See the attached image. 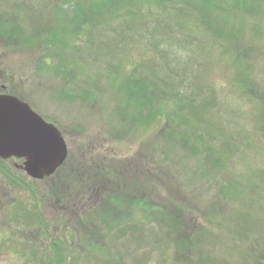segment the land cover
<instances>
[{"label":"rangeland","instance_id":"1","mask_svg":"<svg viewBox=\"0 0 264 264\" xmlns=\"http://www.w3.org/2000/svg\"><path fill=\"white\" fill-rule=\"evenodd\" d=\"M95 1L0 0V83L57 124L59 174L92 185L74 184L83 206L43 224L65 234L64 264H264V0ZM129 1L147 17H124ZM130 77L158 115L139 114ZM137 194L146 206H131ZM45 233L34 249L0 241V264H44Z\"/></svg>","mask_w":264,"mask_h":264},{"label":"flooded vegetation","instance_id":"2","mask_svg":"<svg viewBox=\"0 0 264 264\" xmlns=\"http://www.w3.org/2000/svg\"><path fill=\"white\" fill-rule=\"evenodd\" d=\"M1 77L2 75H0V80ZM3 92L11 93L7 90L6 84L1 82L0 93ZM22 100L27 102L24 99ZM40 115L46 122L52 123L58 128L53 120L42 114ZM63 138L65 140V137ZM23 161V157L14 155L6 158L0 157V241L6 245V248H9L8 244L16 243L19 246L22 243L25 245L29 244L30 246L28 247L34 249L39 248V244L43 246L45 244L42 240L43 232L45 231L43 226L44 218H46L47 222L58 221L59 217L64 214V209L60 205L61 202L65 200L69 208L71 205L78 208L83 205L77 206V201L84 203L82 200L84 197L75 192L74 186L69 187L67 185V197L63 200L59 196L60 191L57 188L59 186V171L55 170L52 175L45 176L41 179H33L26 174ZM55 176H58L57 179ZM30 179L37 184L36 202L30 198V205L34 208L32 212L27 210L30 203L28 202L27 183ZM59 230L60 228L58 226L51 229L47 228V231L51 233L55 232L57 236ZM28 233L33 236V240H27ZM35 240H38L39 243H36ZM37 260H40V263L43 261L40 257Z\"/></svg>","mask_w":264,"mask_h":264},{"label":"water","instance_id":"3","mask_svg":"<svg viewBox=\"0 0 264 264\" xmlns=\"http://www.w3.org/2000/svg\"><path fill=\"white\" fill-rule=\"evenodd\" d=\"M11 155L23 157L26 174L41 179L62 164L67 148L55 125L17 96L0 93V157Z\"/></svg>","mask_w":264,"mask_h":264},{"label":"trees","instance_id":"4","mask_svg":"<svg viewBox=\"0 0 264 264\" xmlns=\"http://www.w3.org/2000/svg\"><path fill=\"white\" fill-rule=\"evenodd\" d=\"M66 1V0H65ZM111 1H113V0H109V2H108V0H96L93 4H95V5H93L92 6V8L96 11V10H98V11H101V10H103L105 7H108L109 6V3L111 2ZM170 0H154V2H156V4H159V3H161V4H164V2H169ZM235 1H241V2H243V4H245V2H246V0H235ZM247 1H250V2H253V1H257V0H247ZM118 3H121V0H119L118 1ZM117 3V4H118ZM141 5V7H142V4H140ZM165 5V4H164ZM133 6V3L132 2H128V4H127V6L124 8V10H125V12H127V13H123V16L124 17H126L125 15H127V14H129L130 13V15H131V17L133 18V17H136V18H140V19H143V17L145 16V17H147L146 15H145V13L144 12H142L141 10H142V8H139L138 9V13L137 12H132V9L130 8V7H132ZM94 7H100V9H95ZM130 8V9H129ZM141 11V12H140ZM140 12V13H139ZM76 16H77V14H76ZM118 17H119V14L117 15ZM144 17V18H145ZM53 41V40H52ZM138 84V86H136ZM128 85H129V87H128V92L130 93V95L131 94H133V95H136V92L138 91L139 92V97H137L136 98V103L138 104V108H139V114H148L147 116H150V115H152V114H156V115H158L157 113L158 112H160V110H161V108H160V106H159V104L157 103V102H155L154 103V95L152 96L151 95V93H147L146 92V86L145 85H143V82H141L140 80H139V83L136 81V78H134V77H130L129 79H128ZM156 89V88H155ZM155 89L153 90L154 92H155ZM7 90H9V88L7 87ZM156 91H157V89H156ZM9 92H11V93H13V94H15V95H17V96H19L18 94H16V93H14V92H12V91H10L9 90ZM133 97V96H132ZM147 104V105H146ZM192 110H194V108H192ZM170 136V135H169ZM67 161H68V158H67V160H65V162L62 164V165H60L58 168H57V171H60L63 167H64V165L67 163ZM79 166V165H78ZM80 168H76V170L79 172V173H83V171L85 170V165H81V166H79ZM92 167V166H91ZM124 167H125V169H124V171L128 168V167H130V165L129 164H125L124 165ZM97 168H101V166L100 165H98L97 166ZM108 168H112V167H107V168H105V169H108ZM130 168H132V167H130ZM99 170V169H98ZM101 171H103V169H101L100 171H98V172H101ZM125 173V172H124ZM122 174L123 176L124 175H126V174ZM136 173H138V172H135V174ZM74 174H75V169H74V172L72 171L71 173H64V175L65 176H63V175H60L61 176V178L60 179H62L63 180V183L64 184H66L67 183V185L69 186V187H71V186H73L74 184L76 185H74L76 188H77V190L79 189V185H85V188L86 189H89L92 185H90V179H89V177H84V178H80V176H81V174H79V178H74ZM76 177H78V176H76ZM74 178V179H73ZM76 179H79V181H76ZM84 179V180H83ZM83 180V181H82ZM121 180H123V181H126V180H124L123 179V177H121ZM82 181V182H81ZM92 181V180H91ZM72 182H73V184H72ZM79 182H81V183H79ZM127 182V181H126ZM126 182H124V183H126ZM78 183V184H77ZM133 184H135V185H139V186H143L142 184H141V181H140V179H138L137 181H133L132 182ZM72 184V185H71ZM93 184V183H92ZM94 185V184H93ZM64 187H65V189H63L62 191H61V193H59V196L61 197V198H63V200L64 199H66V197H67V192H68V188H67V186L66 185H63ZM97 186V183H96V185L94 186V187H96ZM124 186H126V184H124ZM27 189H28V193H29V197L34 201V202H36V196H37V184L36 183H34L31 179L29 180V182L27 183ZM77 190L75 191V192H77ZM96 190H97V193L98 192H100L101 191V188H96ZM51 193V192H50ZM142 194H141V196H138V194L136 195V196H131L130 198H129V200L132 202L131 203V206H139V207H141V206H146V202H143V199L144 198H142ZM63 202H65V200L63 201ZM63 202H61L60 203V205L62 206V208L63 209H69V207L68 206H65V205H67L66 203H63ZM107 203V202H106ZM100 206H97V205H95L94 207H92L90 210H88L87 211V214L84 216L85 218L84 219H86L85 221H83L82 220V223L84 224V226L86 227L88 224H87V222L89 221V222H91V223H93V221L91 220V218H90V216H92V217H99V215H101V213H100ZM108 212V211H107ZM142 213V215H144V212H141ZM106 215H108V214H106ZM102 217L104 218L105 217V215L103 214L102 215ZM60 219H65L66 217H64V216H61V217H59ZM131 218H133V219H135V221L134 222H131ZM131 218H129V219H131V220H129L128 221V219H125V221L123 222L125 225H127L128 227H130V228H135L136 227V223L138 222V221H140V220H138L135 216H131ZM149 219V218H148ZM105 221V220H104ZM43 222H44V224H45V226L48 224V222L46 221V218H44V220H43ZM50 222V221H49ZM38 224V223H37ZM137 228V227H136ZM68 229L69 228H66V229H63V230H67V231H64L65 233H70L69 231H68ZM45 232H47V233H45ZM45 232H43V234L45 233L47 236H48V238H49V242L51 243V247H52V249H53V251H52V254H49V253H47V252H45V258H44V264H48V261H51L49 264H64V258H63V256L64 255H61L60 254V252L61 253H63V251L65 250V246H64V242H65V240H61V239H58L57 237H60V236H62L64 233H62V234H59V236H57V234H53V233H51V232H48L47 230H46V228H45ZM128 232H125V230H124V228H117V229H115V236H120V237H123V236H125V234H127ZM65 235V234H64ZM90 235H91V237H92V241H93V243L95 244V245H98L99 247H102V244L99 242V239H98V233H96V232H94V231H92V232H90ZM61 238V237H60ZM176 238V237H175ZM70 239H71V237H70ZM72 241H73V239H72ZM87 242H88V240H87ZM70 246H74V245H71L70 244ZM101 253V252H100ZM113 253V252H112ZM103 256V254L101 253L100 254V256L99 257H102ZM125 259V256H123L122 258L121 257H117L116 259H112V260H110V259H102L101 260V263L100 264H123L122 262H123V260Z\"/></svg>","mask_w":264,"mask_h":264}]
</instances>
